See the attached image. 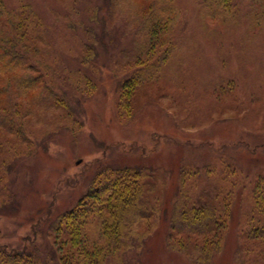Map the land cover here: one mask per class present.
<instances>
[{
  "label": "rangeland",
  "instance_id": "374dc122",
  "mask_svg": "<svg viewBox=\"0 0 264 264\" xmlns=\"http://www.w3.org/2000/svg\"><path fill=\"white\" fill-rule=\"evenodd\" d=\"M6 1L10 7L31 3L49 27V45H42V59L48 57V71L55 77L49 83L65 90L78 123L58 111L39 109L42 121L24 117L41 145L34 154L16 159L9 172L0 171L8 173L0 185L1 197H6L3 207L0 203V243L29 244L40 230L43 247H49L50 220L77 203L102 166L154 165L167 172L164 179L159 174L158 187L166 196L164 181H169L177 156L182 154V163L191 166L205 159V166L216 156L210 147L216 152L223 147L218 153L239 173L226 246L216 264H264L263 242L248 235L249 181L264 174V24L255 17L257 6L240 4L236 15L213 18L200 0H154L175 7L178 20L163 48L170 46L171 56L155 79L136 91L131 114L122 115L120 82L134 71L128 53L139 27L133 10L122 4L116 8L114 0ZM89 28L99 33L97 58L84 64ZM83 75L90 84L82 81ZM250 147L256 149L255 158L245 150L239 153ZM209 179L204 175L199 189L207 186L211 193L215 185ZM164 227L153 234L146 255L135 259L133 254L128 264H192L165 249Z\"/></svg>",
  "mask_w": 264,
  "mask_h": 264
},
{
  "label": "trees",
  "instance_id": "16d2710c",
  "mask_svg": "<svg viewBox=\"0 0 264 264\" xmlns=\"http://www.w3.org/2000/svg\"><path fill=\"white\" fill-rule=\"evenodd\" d=\"M151 1L154 2H113L116 8L122 4L123 8L133 10L139 26L134 50L128 53L129 67L134 71L120 82L122 115L130 113L136 91L154 80L171 56L170 46L163 48L178 20L175 7L155 2L152 6ZM200 4L213 18L236 15L240 4L254 5L258 23L264 24V0H200ZM47 28L31 3L10 7L6 0H0L1 173L9 172L16 159L34 154L41 145L37 133L26 127L25 116L42 121L39 109L58 111L78 123L65 90L55 89L49 83L55 77L48 71L52 69L48 57L42 59V45H49ZM87 33L89 42L83 44L81 54L84 64L97 58L95 46L99 41L98 32L89 28ZM82 81L88 85L91 79L83 75ZM209 150L216 156L205 166V159L191 166V162L182 163V154L176 157L171 163L169 181H164V188H168L166 196L159 194L158 187L160 176L164 179L167 172L161 173L154 165L136 162L100 167L77 203L50 220L49 247H43L40 238L43 234L35 230L29 244L0 243V264H128L133 254H137L135 259L146 255L153 234L162 230L160 225H165L164 243L168 252L184 255L192 264H216L217 256L226 246L233 218L231 197L239 171L231 168L224 153H218L223 152V147L217 152L212 147ZM243 150L250 158L256 157L255 148H240L239 153ZM205 151L208 153V148ZM217 162H221V168ZM7 174L0 175V185L5 184ZM204 175L215 185L211 193L207 186L199 189ZM249 182L252 209L248 235L250 239L261 240L264 246V174L254 175ZM7 196L10 207L15 209L13 198L8 193ZM5 198L0 193L2 207ZM236 264L246 263L238 260Z\"/></svg>",
  "mask_w": 264,
  "mask_h": 264
}]
</instances>
